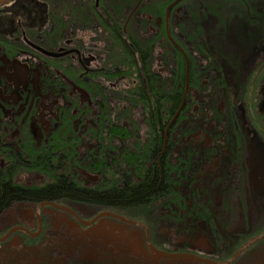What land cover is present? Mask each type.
<instances>
[{
    "label": "flooded vegetation",
    "instance_id": "af4514ba",
    "mask_svg": "<svg viewBox=\"0 0 264 264\" xmlns=\"http://www.w3.org/2000/svg\"><path fill=\"white\" fill-rule=\"evenodd\" d=\"M0 264H264V0L1 4Z\"/></svg>",
    "mask_w": 264,
    "mask_h": 264
},
{
    "label": "water",
    "instance_id": "95a60500",
    "mask_svg": "<svg viewBox=\"0 0 264 264\" xmlns=\"http://www.w3.org/2000/svg\"><path fill=\"white\" fill-rule=\"evenodd\" d=\"M7 1H9V0H0V5L7 2Z\"/></svg>",
    "mask_w": 264,
    "mask_h": 264
}]
</instances>
